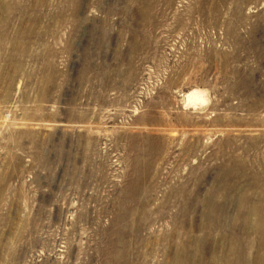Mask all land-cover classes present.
<instances>
[{"label":"rangeland","instance_id":"rangeland-1","mask_svg":"<svg viewBox=\"0 0 264 264\" xmlns=\"http://www.w3.org/2000/svg\"><path fill=\"white\" fill-rule=\"evenodd\" d=\"M0 264H264V0H0Z\"/></svg>","mask_w":264,"mask_h":264},{"label":"bare ground","instance_id":"bare-ground-1","mask_svg":"<svg viewBox=\"0 0 264 264\" xmlns=\"http://www.w3.org/2000/svg\"><path fill=\"white\" fill-rule=\"evenodd\" d=\"M184 99V98H183ZM206 97L203 91L200 90H191L190 92L186 93L185 95V102L188 105L196 107L198 105L204 104L206 101ZM179 263H182V258L179 256L178 260ZM175 263V262H174Z\"/></svg>","mask_w":264,"mask_h":264}]
</instances>
